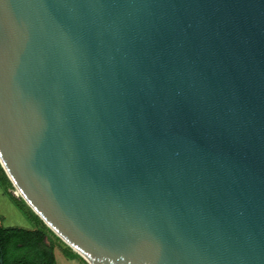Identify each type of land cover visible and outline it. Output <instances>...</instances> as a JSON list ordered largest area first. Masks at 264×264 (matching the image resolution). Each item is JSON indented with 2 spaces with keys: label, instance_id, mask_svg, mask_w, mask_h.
<instances>
[{
  "label": "water",
  "instance_id": "95a60500",
  "mask_svg": "<svg viewBox=\"0 0 264 264\" xmlns=\"http://www.w3.org/2000/svg\"><path fill=\"white\" fill-rule=\"evenodd\" d=\"M0 163L89 264H264V0H0Z\"/></svg>",
  "mask_w": 264,
  "mask_h": 264
},
{
  "label": "trees",
  "instance_id": "16d2710c",
  "mask_svg": "<svg viewBox=\"0 0 264 264\" xmlns=\"http://www.w3.org/2000/svg\"><path fill=\"white\" fill-rule=\"evenodd\" d=\"M0 179L5 184L4 179L1 177ZM15 202L23 209L18 199L15 198ZM25 212L37 223L38 227L25 229L22 227H3L0 224V258H2V264H56L53 245L47 242V236L42 227V219L30 209ZM65 252L68 258H76V255L69 252L68 249H65Z\"/></svg>",
  "mask_w": 264,
  "mask_h": 264
},
{
  "label": "rangeland",
  "instance_id": "374dc122",
  "mask_svg": "<svg viewBox=\"0 0 264 264\" xmlns=\"http://www.w3.org/2000/svg\"><path fill=\"white\" fill-rule=\"evenodd\" d=\"M0 177L4 179L5 184H3L0 179V223L3 227H22L25 229L35 228L37 223L25 212L31 207L29 204L21 197V195L14 194V186L5 173L3 167L0 163ZM15 198L21 202L23 206L20 208L16 202ZM34 212V211H33ZM42 227L47 236V242L53 245V251L56 257V264H89L82 256L77 252L72 250L50 227L43 222ZM65 249L76 255V258H68L66 256Z\"/></svg>",
  "mask_w": 264,
  "mask_h": 264
},
{
  "label": "built area",
  "instance_id": "2783aa9c",
  "mask_svg": "<svg viewBox=\"0 0 264 264\" xmlns=\"http://www.w3.org/2000/svg\"><path fill=\"white\" fill-rule=\"evenodd\" d=\"M14 194L17 196V195H19V193H18V191L15 189L14 190Z\"/></svg>",
  "mask_w": 264,
  "mask_h": 264
},
{
  "label": "crops",
  "instance_id": "0c3cea01",
  "mask_svg": "<svg viewBox=\"0 0 264 264\" xmlns=\"http://www.w3.org/2000/svg\"><path fill=\"white\" fill-rule=\"evenodd\" d=\"M0 224H1V223H0ZM36 227H38V225H36ZM36 227H35V228H36ZM32 229H33V228H32ZM54 256H55V253H54ZM55 260H56V257H55Z\"/></svg>",
  "mask_w": 264,
  "mask_h": 264
},
{
  "label": "bare ground",
  "instance_id": "6f19581e",
  "mask_svg": "<svg viewBox=\"0 0 264 264\" xmlns=\"http://www.w3.org/2000/svg\"><path fill=\"white\" fill-rule=\"evenodd\" d=\"M57 232V231H56Z\"/></svg>",
  "mask_w": 264,
  "mask_h": 264
}]
</instances>
